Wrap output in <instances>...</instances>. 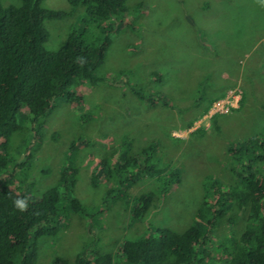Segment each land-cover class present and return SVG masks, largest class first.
<instances>
[{"label": "rangeland", "instance_id": "obj_1", "mask_svg": "<svg viewBox=\"0 0 264 264\" xmlns=\"http://www.w3.org/2000/svg\"><path fill=\"white\" fill-rule=\"evenodd\" d=\"M207 1L128 0L110 51L95 72L102 81L79 87L84 105L57 101L43 133L28 136L29 151L22 138L14 141V147H23L19 164L34 152L32 161L24 159L29 165L23 177L33 184L30 197L39 199L57 186L64 168H74L78 170L74 196L89 212V218L70 212L58 232L39 240L38 264H52L56 257L74 264L87 245L116 256L124 241L137 240L146 231L184 233L204 202L206 180L235 183L229 148L264 132V0L224 4L210 0L211 12L202 14L199 7ZM18 3L3 0L5 7ZM43 8L68 13L63 20L44 22L49 51L59 50L72 30L89 39L102 31V22L83 5L73 8L69 0H46ZM122 72L129 77L120 76ZM153 72L159 80L153 79ZM135 89L146 98L160 94L175 109L150 107L139 100ZM211 100L215 101L209 106ZM218 103L237 107L227 115L211 114ZM19 124L27 127L20 115ZM149 147L152 163L163 173L134 179L128 170L117 174L125 185L114 199L105 197V181L92 185L104 158L122 151L139 156ZM176 171L180 181L173 184L170 175ZM16 184L23 187L20 180ZM145 193H153L157 202L142 221L131 224L121 199L127 194L133 202ZM245 220L243 215L231 226L224 217L218 228H207V242L198 252L203 264H229L227 257L241 240Z\"/></svg>", "mask_w": 264, "mask_h": 264}, {"label": "trees", "instance_id": "obj_2", "mask_svg": "<svg viewBox=\"0 0 264 264\" xmlns=\"http://www.w3.org/2000/svg\"><path fill=\"white\" fill-rule=\"evenodd\" d=\"M17 1L18 5L5 7L0 0V264H38L39 240L58 232L70 212L86 218L89 212L74 196L78 175L74 168H64L57 186L45 191L39 199L30 197L33 184L23 177L29 165L24 159L32 161L34 152L28 153L19 164L17 157L21 156L23 147H14L13 143L22 138L29 151L32 140L29 141L28 136L43 133L46 119L57 109V101L63 100L79 108L84 105L79 87L83 83L95 85L102 81L95 77V72L110 51L116 24H121L119 18L126 14L128 0H69L73 8L87 7L92 17L102 22V31L89 39L84 33L72 30L57 51L46 49L49 33L44 22L63 20L68 13L43 8L46 0ZM120 76L129 77V73L122 72ZM152 77L159 80L157 72H153ZM133 92L150 107L162 105L175 109L172 101L160 94L146 98L142 91ZM214 101L211 100L209 106ZM19 115L27 127L20 126ZM26 133L29 135H24ZM71 147L75 150L74 144ZM13 149L17 151L15 154ZM150 151L152 147L144 149L139 156L122 151L104 158L98 165L100 172L92 176V185L96 187L98 180L105 181L108 185L105 197L114 199L116 191L125 185L117 174L128 170L134 173L131 179L142 174L157 177L163 170L152 163ZM228 156L235 183L224 185L206 180L204 202L187 231H146L137 240L124 241L116 256L101 254L87 245L73 263L203 264L198 252L207 242V228H218L224 217L227 225L234 226L246 215L245 231L235 250L229 253L227 262L264 264V132L231 146ZM170 178L173 184L180 181L177 171ZM18 180L23 187L17 186ZM163 191L166 192V188ZM18 199L27 205L23 211L14 203ZM121 200L131 216V224L142 221L157 202L153 193L139 195L133 202L125 194ZM52 264L72 262L56 257Z\"/></svg>", "mask_w": 264, "mask_h": 264}, {"label": "built area", "instance_id": "obj_3", "mask_svg": "<svg viewBox=\"0 0 264 264\" xmlns=\"http://www.w3.org/2000/svg\"><path fill=\"white\" fill-rule=\"evenodd\" d=\"M235 101L236 103L239 102V97H235ZM229 106H226V105H221L220 103L218 104H215L211 110V114H216V113H220V114H229V112L231 111V108H235L237 106H234L233 104H227Z\"/></svg>", "mask_w": 264, "mask_h": 264}, {"label": "crops", "instance_id": "obj_4", "mask_svg": "<svg viewBox=\"0 0 264 264\" xmlns=\"http://www.w3.org/2000/svg\"><path fill=\"white\" fill-rule=\"evenodd\" d=\"M208 1H210V0H208ZM208 1L205 2L201 7H199L200 8V12L202 14H209L211 12L210 2H208ZM216 1H218L219 3L226 2V0H211V3H214L215 4ZM227 1H229V0H227ZM207 5H209V7L208 8H205ZM218 8H219L220 11H222L223 10L222 9L223 8V5L218 6Z\"/></svg>", "mask_w": 264, "mask_h": 264}, {"label": "clouds", "instance_id": "obj_5", "mask_svg": "<svg viewBox=\"0 0 264 264\" xmlns=\"http://www.w3.org/2000/svg\"><path fill=\"white\" fill-rule=\"evenodd\" d=\"M15 205L21 210V211H23L24 210V208L27 206L26 205V203H25V201H23V200H16L15 202Z\"/></svg>", "mask_w": 264, "mask_h": 264}, {"label": "bare ground", "instance_id": "obj_6", "mask_svg": "<svg viewBox=\"0 0 264 264\" xmlns=\"http://www.w3.org/2000/svg\"><path fill=\"white\" fill-rule=\"evenodd\" d=\"M232 108H233V107H232ZM232 108H231V109H232Z\"/></svg>", "mask_w": 264, "mask_h": 264}]
</instances>
